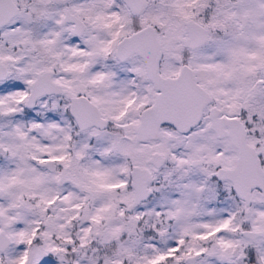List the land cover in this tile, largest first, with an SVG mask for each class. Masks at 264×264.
I'll list each match as a JSON object with an SVG mask.
<instances>
[{
	"label": "snow or ice",
	"instance_id": "snow-or-ice-1",
	"mask_svg": "<svg viewBox=\"0 0 264 264\" xmlns=\"http://www.w3.org/2000/svg\"><path fill=\"white\" fill-rule=\"evenodd\" d=\"M0 264H264V0H0Z\"/></svg>",
	"mask_w": 264,
	"mask_h": 264
}]
</instances>
